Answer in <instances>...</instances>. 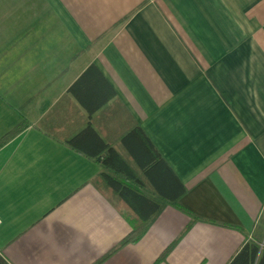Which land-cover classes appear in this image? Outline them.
Instances as JSON below:
<instances>
[{"label":"crops","instance_id":"obj_1","mask_svg":"<svg viewBox=\"0 0 264 264\" xmlns=\"http://www.w3.org/2000/svg\"><path fill=\"white\" fill-rule=\"evenodd\" d=\"M6 4L0 138L26 125L0 147L1 264H95L132 231L100 160L63 143L87 127L122 157L139 127L184 187L185 211L159 202L144 235L100 264H229L247 243L263 253L264 0Z\"/></svg>","mask_w":264,"mask_h":264},{"label":"trees","instance_id":"obj_2","mask_svg":"<svg viewBox=\"0 0 264 264\" xmlns=\"http://www.w3.org/2000/svg\"><path fill=\"white\" fill-rule=\"evenodd\" d=\"M88 74L93 75L92 77L96 82L103 81L100 74L93 67L89 68L85 75ZM108 90L105 99L114 96L112 90L110 88ZM103 102L104 100H100L97 105L96 102L87 103V105L97 108ZM25 125L22 122L4 134L0 138V147L16 136ZM62 140L66 146L77 153L87 158L100 160L102 168L107 172L101 176L103 182H105V188H108L116 195L120 204L128 210L129 217L131 216L132 231L119 242L116 248L108 252L106 256L102 257L95 264L102 263L105 258L123 246L137 242L144 235L152 218L160 211L161 204L159 202L170 203L180 210L185 211L177 204H174L184 193V187L139 127L132 128L120 139V146L125 157L117 154L115 150L104 143L99 135L89 127L71 138ZM129 162H132L137 172L143 175L157 196L158 201L147 197L139 190V185L142 183L137 178V173L131 170L128 164ZM194 221H196V218L192 217V221L186 227V231ZM170 249L171 247L160 256L157 263L164 260ZM229 264H264V251L259 256L258 245L255 243H247L232 258Z\"/></svg>","mask_w":264,"mask_h":264},{"label":"rangeland","instance_id":"obj_3","mask_svg":"<svg viewBox=\"0 0 264 264\" xmlns=\"http://www.w3.org/2000/svg\"><path fill=\"white\" fill-rule=\"evenodd\" d=\"M22 3L25 0H20ZM3 5H0V48L6 47L7 48L11 47L13 42L12 35H13V25L16 24V19H13L12 17H15L16 14L14 15L13 12L16 13V5L13 4H6L4 5L6 8V12L1 13V8ZM25 5H21L20 7L23 8ZM7 17L10 18L11 20H7ZM1 50V49H0Z\"/></svg>","mask_w":264,"mask_h":264},{"label":"water","instance_id":"obj_4","mask_svg":"<svg viewBox=\"0 0 264 264\" xmlns=\"http://www.w3.org/2000/svg\"><path fill=\"white\" fill-rule=\"evenodd\" d=\"M98 161H99V159H98Z\"/></svg>","mask_w":264,"mask_h":264}]
</instances>
